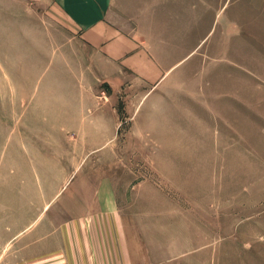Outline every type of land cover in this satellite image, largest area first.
<instances>
[{
    "label": "rangeland",
    "instance_id": "374dc122",
    "mask_svg": "<svg viewBox=\"0 0 264 264\" xmlns=\"http://www.w3.org/2000/svg\"><path fill=\"white\" fill-rule=\"evenodd\" d=\"M109 18L161 86L119 80L56 0H0V264H264V0Z\"/></svg>",
    "mask_w": 264,
    "mask_h": 264
},
{
    "label": "crops",
    "instance_id": "0c3cea01",
    "mask_svg": "<svg viewBox=\"0 0 264 264\" xmlns=\"http://www.w3.org/2000/svg\"><path fill=\"white\" fill-rule=\"evenodd\" d=\"M56 2L74 19L77 27L83 31L86 41L89 44L91 42L96 52L116 69L119 80L125 82V79L131 76L133 81L136 82L137 79L142 86L149 89L157 88L167 80L173 66L162 61L155 53V49H151L144 40L125 34L111 22L109 11L112 0H56ZM170 84L163 87H170ZM117 213L119 214V211ZM71 219L77 220L79 215ZM119 219L125 226L123 218ZM64 235L69 239L71 233L68 231Z\"/></svg>",
    "mask_w": 264,
    "mask_h": 264
}]
</instances>
